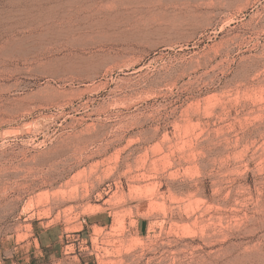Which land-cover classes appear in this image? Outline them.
<instances>
[{
  "label": "rangeland",
  "instance_id": "obj_1",
  "mask_svg": "<svg viewBox=\"0 0 264 264\" xmlns=\"http://www.w3.org/2000/svg\"><path fill=\"white\" fill-rule=\"evenodd\" d=\"M77 1L0 0V264H264V0ZM98 53V93L38 100Z\"/></svg>",
  "mask_w": 264,
  "mask_h": 264
},
{
  "label": "bare ground",
  "instance_id": "obj_2",
  "mask_svg": "<svg viewBox=\"0 0 264 264\" xmlns=\"http://www.w3.org/2000/svg\"><path fill=\"white\" fill-rule=\"evenodd\" d=\"M78 4H80V0L77 1ZM83 13V12H82ZM72 16V15H71ZM67 18V17H66ZM81 19V18H80ZM82 20V19H81ZM80 20L76 21H70L68 23H62V29L59 30L61 34H68V35H79L82 33L84 34L85 28L81 26ZM86 33V32H85ZM42 36V35H41ZM45 36V35H44ZM72 38V37H71ZM25 41V40H24ZM13 42V41H12ZM11 43V42H10ZM13 47V46H12ZM11 47V48H12ZM11 50V49H10ZM99 54V53H98ZM77 56V55H76ZM80 56V55H79ZM125 56V55H124ZM128 56V55H127ZM133 57V56H132ZM119 59H122L119 55H113V54H92L88 56H80L74 59H58L56 61H52L49 63L44 64L43 66L46 68L43 71L40 72L41 76L45 78L46 82L42 90H40L38 95V100L46 102V103H55L58 105H65L73 103L74 101L78 100H84L89 95L98 93V85L99 83L96 81V76H84L82 72L78 73V70L84 71L86 68L94 65L96 62H99L102 64V61H119ZM128 59V58H127ZM213 59V58H212ZM114 61V62H115ZM211 61V60H210ZM209 61V62H210ZM97 64V63H96ZM137 63L131 64L132 71L134 73L139 72L138 66H136ZM202 64V63H201ZM208 64V63H207ZM207 64L204 63V66L206 67ZM210 64V63H209ZM104 65V64H103ZM102 65V66H103ZM106 65V64H105ZM203 65V64H202ZM96 66V65H95ZM99 66V65H98ZM122 66V65H121ZM127 66V65H125ZM118 67V66H117ZM130 67V65H129ZM100 68H103L100 66ZM105 68V67H104ZM127 68V67H126ZM198 68V67H197ZM96 69V68H95ZM123 69V68H122ZM47 70V71H46ZM89 70V69H88ZM100 70V69H99ZM97 69V71H99ZM193 70V69H192ZM29 71H38V68L35 69H29ZM91 71V69H90ZM89 71V72H90ZM197 71V69L195 70ZM86 72V71H85ZM92 73V72H91ZM96 73V72H95ZM102 73V71H101ZM133 73V74H134ZM108 74V73H107ZM259 77V76H258ZM119 81V80H118ZM147 82V81H146ZM154 83V81H153ZM103 83L101 82V85ZM105 86H107L109 83L105 82ZM156 84V83H155ZM162 84V83H160ZM154 85V84H153ZM152 86V85H151ZM159 86V85H157ZM162 86V85H161ZM160 86V87H161ZM174 86V85H173ZM139 84L136 82H133L132 80L128 79V82H124L123 84L116 85L111 89V92L115 94V98L118 97L119 92H123V101L128 103L130 101H133L134 98H138V95L146 93V87H143L141 89L138 88ZM153 87V86H152ZM156 89V88H155ZM160 89V88H159ZM150 90V89H149ZM153 90V89H152ZM151 90V92H152ZM148 91V90H147ZM154 91V90H153ZM156 91V90H155ZM121 92V93H122ZM157 92V91H156ZM150 93V92H149ZM153 94V93H152ZM148 96V94H147ZM146 97V96H145ZM150 97V95H149ZM92 98V97H91ZM114 98V99H115ZM122 98V97H121ZM136 98V99H137ZM141 98V97H140ZM146 99V98H143ZM118 101L119 98H116ZM122 100V99H120ZM135 100V99H134ZM116 101V102H117ZM137 101V100H136ZM115 102V103H116ZM114 103V104H115ZM119 103V102H118ZM132 103V102H131ZM120 104V103H119ZM129 104V103H128ZM122 105V104H120ZM130 105V104H129ZM113 105H110V107ZM116 106V105H115ZM117 107V106H116ZM123 107V106H122ZM94 125V124H93ZM92 125V126H93ZM88 129V128H87ZM95 129L97 130V127L95 126ZM94 129V130H95ZM92 130V129H91ZM101 130V129H99ZM188 133V132H187ZM167 135V134H166ZM189 135V134H188ZM166 140V138H165ZM168 140V139H167ZM187 143V142H185ZM194 143V141H193ZM191 144V143H190ZM191 146V145H190ZM158 147V146H157ZM154 149V148H153ZM160 150V149H159ZM128 167V166H127ZM130 167V164H129ZM130 170V169H129ZM133 171V170H132ZM129 173V171H128ZM138 179L140 178H147L145 173L140 172V174H137L135 177ZM131 180V179H130ZM231 181V180H230ZM153 182V181H152ZM151 183V182H150ZM155 183V182H154ZM153 185V184H152ZM158 185V184H157ZM156 186V185H155ZM155 188V187H154ZM233 189V188H232ZM154 191V190H153ZM157 193V192H156ZM164 193V192H163ZM156 195V194H155ZM157 197L160 199L161 195L157 193ZM156 197V198H157ZM162 198V197H161ZM158 199V200H159ZM226 200V199H225ZM239 201V200H238ZM235 205V203H233ZM244 204V203H243ZM235 207V206H234ZM233 208V207H232ZM241 208V207H240ZM240 210V209H239Z\"/></svg>",
  "mask_w": 264,
  "mask_h": 264
},
{
  "label": "crops",
  "instance_id": "obj_3",
  "mask_svg": "<svg viewBox=\"0 0 264 264\" xmlns=\"http://www.w3.org/2000/svg\"><path fill=\"white\" fill-rule=\"evenodd\" d=\"M145 227H146V225H144L143 223L140 225V227L138 229L140 234H143Z\"/></svg>",
  "mask_w": 264,
  "mask_h": 264
}]
</instances>
